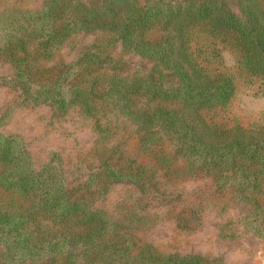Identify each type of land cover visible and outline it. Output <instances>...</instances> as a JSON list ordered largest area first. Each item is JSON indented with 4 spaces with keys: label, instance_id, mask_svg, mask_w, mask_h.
I'll return each instance as SVG.
<instances>
[{
    "label": "trees",
    "instance_id": "1",
    "mask_svg": "<svg viewBox=\"0 0 264 264\" xmlns=\"http://www.w3.org/2000/svg\"><path fill=\"white\" fill-rule=\"evenodd\" d=\"M6 18L13 28L7 41L16 47L8 51L12 79L22 99L46 101L60 111L78 104L99 132L103 108L96 100L113 101L135 124L140 149L164 172L170 168L165 141L182 171L207 174L214 190L230 194L239 213L223 224L239 223L242 229L220 228L221 234L264 236V109L245 123L227 111L238 82L245 87L264 83V0H42L38 8ZM80 30L107 32L122 50L153 63L144 76L128 78L113 69L118 64L104 54L105 43L92 42L67 66L28 64L49 56L54 45ZM25 39L36 41L34 51ZM222 49L232 55V65L220 60ZM105 66L112 70L101 71ZM106 151L96 169L71 186L57 163L36 162L16 135L0 132V191L27 202L9 208L0 198L5 260L225 264L137 245L123 218L91 207L80 190L93 181L97 190L111 181L145 189L154 178L152 169L115 146ZM181 211L176 223L187 226L195 210Z\"/></svg>",
    "mask_w": 264,
    "mask_h": 264
},
{
    "label": "rangeland",
    "instance_id": "2",
    "mask_svg": "<svg viewBox=\"0 0 264 264\" xmlns=\"http://www.w3.org/2000/svg\"><path fill=\"white\" fill-rule=\"evenodd\" d=\"M41 1L0 0V132L16 135L36 162L51 159L57 163L71 186L80 184L90 171L95 170L100 157L103 158L106 150L113 146L124 157L152 169L154 178L145 189L130 181H111L104 189L97 190L98 183L93 181L89 187L80 190L91 207L123 218V228L135 244H150L162 253H194L225 264H262L264 236L252 231L232 236L220 233V228L223 232L233 227L236 233L242 229L239 223L223 224L239 213L230 194L214 190L207 174L188 175L182 171L181 160L175 155L171 157L170 146L165 141L162 147L170 159V168L164 172L165 168H159L140 149L135 124L113 101L96 100L103 108L99 132L88 113L78 104L66 105L60 111L46 101L22 99L18 93L20 86L12 79L14 71L8 51L16 47L6 38L7 32H13L6 16L38 8ZM35 42L25 39L24 43L28 50L34 51ZM92 42L105 43L104 54L118 64V68L113 69L128 78L144 76L153 63L122 50L119 41L107 32L80 30L54 45L49 56L36 57L28 64L36 68L67 66ZM220 60L226 65L233 62L232 55L223 49ZM110 67H102L101 71H110ZM157 67L161 68L160 65ZM262 109L264 83L245 87L238 82L227 105L228 114L245 123ZM0 198L9 208L27 203L23 197L2 191ZM190 207L195 210L194 218L187 226H178L176 215ZM43 260L36 257L5 260L0 245V264H43Z\"/></svg>",
    "mask_w": 264,
    "mask_h": 264
},
{
    "label": "crops",
    "instance_id": "3",
    "mask_svg": "<svg viewBox=\"0 0 264 264\" xmlns=\"http://www.w3.org/2000/svg\"><path fill=\"white\" fill-rule=\"evenodd\" d=\"M262 264H264V258L261 260Z\"/></svg>",
    "mask_w": 264,
    "mask_h": 264
}]
</instances>
